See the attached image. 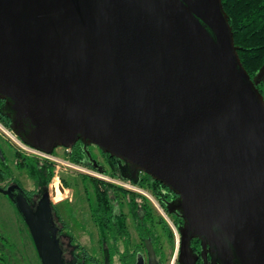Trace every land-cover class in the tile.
<instances>
[{
    "label": "water",
    "instance_id": "water-1",
    "mask_svg": "<svg viewBox=\"0 0 264 264\" xmlns=\"http://www.w3.org/2000/svg\"><path fill=\"white\" fill-rule=\"evenodd\" d=\"M261 79L221 0H0L10 128L47 154L96 145L167 185L220 264H264ZM15 203L42 264H65L47 199ZM182 234L179 260L195 264Z\"/></svg>",
    "mask_w": 264,
    "mask_h": 264
},
{
    "label": "flooded vegetation",
    "instance_id": "flooded-vegetation-1",
    "mask_svg": "<svg viewBox=\"0 0 264 264\" xmlns=\"http://www.w3.org/2000/svg\"><path fill=\"white\" fill-rule=\"evenodd\" d=\"M257 87L264 95L263 79L258 81ZM3 103L4 100L0 99V106ZM0 116L4 119L0 121L24 142L10 128V118L1 113ZM7 140L3 143L12 148ZM1 141L0 188L8 190L9 194L0 190V264H42L32 234L16 206L18 195L25 197L33 212L37 211L44 198L47 199L49 219L55 227L54 236L59 241L65 264H152L148 243L154 252V264H182L179 256L184 228L187 244L184 247L193 255L194 263L220 264L213 261L212 243L198 234L192 236L189 221L177 207L178 195L171 188L143 171H135L122 159L107 158L99 148L107 167L96 164L91 152L92 144L88 147L95 161V170L119 183L104 179L111 185L98 184L101 188H108L98 192L100 195L107 193L108 199L97 198L98 193L92 189L94 185H90L93 198L90 200L89 217L93 230H90L87 244L82 242L75 233L70 235L64 229L61 209L55 203L53 187L47 182V171L33 175L25 173L31 182V186H25L21 176L11 171ZM81 143L77 140L73 147ZM122 181L130 184L126 186ZM171 250H174V255L170 262L167 253Z\"/></svg>",
    "mask_w": 264,
    "mask_h": 264
},
{
    "label": "rangeland",
    "instance_id": "rangeland-1",
    "mask_svg": "<svg viewBox=\"0 0 264 264\" xmlns=\"http://www.w3.org/2000/svg\"><path fill=\"white\" fill-rule=\"evenodd\" d=\"M0 124L4 129H9L1 121ZM12 138L16 139L10 133H6L0 128L2 149L8 159L11 171L20 175L24 185L29 187L31 186V182L25 177V173L28 175H33L35 172L40 174L44 170L48 173L46 164L52 165V175L48 184L50 183V185H52L56 182L53 186L54 200L59 209H61L63 222L67 224L68 229L79 236L82 242L87 244L90 230L93 227L92 221L89 217V205L93 195L90 186L91 184L88 180L83 181L82 176L94 177L100 180L107 179L112 183L119 182L110 180L106 177L107 175L100 174L93 168L70 161L68 159L70 153H64L65 151L62 147L56 148L51 155L45 157L41 155L39 157L28 154V151L26 152L24 149L20 150V145H18L17 141ZM7 139L11 142L9 143L12 148H8L3 143V140L8 142ZM91 152L95 156V160L97 161L96 164H102L107 167L98 147L92 145ZM30 161L34 164L33 166L27 165ZM122 184L128 186L127 184L130 183L122 181ZM60 186H62L63 190ZM167 254L169 255V261L171 262L174 250H171Z\"/></svg>",
    "mask_w": 264,
    "mask_h": 264
},
{
    "label": "trees",
    "instance_id": "trees-1",
    "mask_svg": "<svg viewBox=\"0 0 264 264\" xmlns=\"http://www.w3.org/2000/svg\"><path fill=\"white\" fill-rule=\"evenodd\" d=\"M221 2L229 18L240 61L250 78H253L264 63V0H221ZM260 92L262 93L263 91L260 90ZM0 120H4L2 116H0ZM6 125H8V122ZM100 151L104 153L101 149ZM106 157L110 158L111 156L106 154ZM68 159L74 163L95 169V161L91 157L90 149L83 142L77 147L71 148ZM27 165L33 166L34 164L30 161ZM46 166L49 173H47V182H49L52 175V165L46 164ZM82 179L83 181L88 180L90 184H93L94 187L92 189L97 193L101 189H108L101 188L98 185L99 183L111 185L107 181L94 177L82 176ZM97 198L108 199V194L100 195L98 193ZM63 223L65 231L72 235V231L67 228V224Z\"/></svg>",
    "mask_w": 264,
    "mask_h": 264
},
{
    "label": "built area",
    "instance_id": "built-area-1",
    "mask_svg": "<svg viewBox=\"0 0 264 264\" xmlns=\"http://www.w3.org/2000/svg\"><path fill=\"white\" fill-rule=\"evenodd\" d=\"M0 128L4 131V132H8V133H10L12 136H14L16 139H13V140H15V141H17V143H18V145H20V147L21 148H19L20 150H23L24 149V151L26 150V152L28 153V154H31V155H35V156H48V155H51V154H47V153H45V152H42V151H40V150H38V149H36V148H34V147H32V146H30V145H28V144H26V143H24V142H22V141H20L14 134H13V132L10 130V129H4L2 126H1V124H0ZM63 149H64V153H66V154H68V153H70V150H71V148H66V147H62ZM56 183V182H55ZM55 183H53L52 185H51V187H53L54 186V184Z\"/></svg>",
    "mask_w": 264,
    "mask_h": 264
}]
</instances>
